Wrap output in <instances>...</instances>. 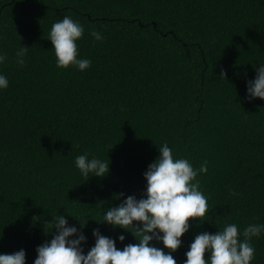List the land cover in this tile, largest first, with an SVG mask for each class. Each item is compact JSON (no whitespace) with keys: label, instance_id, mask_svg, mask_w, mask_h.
<instances>
[{"label":"trees","instance_id":"trees-1","mask_svg":"<svg viewBox=\"0 0 264 264\" xmlns=\"http://www.w3.org/2000/svg\"><path fill=\"white\" fill-rule=\"evenodd\" d=\"M65 16L84 28V71L57 67L48 38ZM0 55V254L23 249L34 264L58 215L85 235L84 254L94 229L120 250L138 243L97 221L128 195L146 198L144 173L165 143L208 169L197 179L209 211L189 221L177 264L197 234L236 224L243 241L245 227L264 225V100L246 99L264 66V0H0ZM84 154L109 173L85 181L75 165ZM251 243V264H264V232Z\"/></svg>","mask_w":264,"mask_h":264},{"label":"clouds","instance_id":"clouds-1","mask_svg":"<svg viewBox=\"0 0 264 264\" xmlns=\"http://www.w3.org/2000/svg\"><path fill=\"white\" fill-rule=\"evenodd\" d=\"M83 35L84 28L67 16L52 25L48 39L54 48L57 67L75 66L84 71L91 66L90 60L78 58L76 42ZM91 35L95 40L103 39L99 32L92 31ZM27 51L28 47L24 46L16 52V62L21 67L25 65ZM5 60L6 56L0 55V63ZM256 73L255 79L248 81L246 99L249 101L264 100V66L258 67ZM221 76L225 77L223 71ZM7 87L8 79L0 75V89ZM158 149L159 156L144 173L146 198L128 195L118 206L110 207L102 221H97L130 231L138 243H129L120 250L114 239L94 229L95 245L84 254L81 243L86 241L85 235L77 227L69 226L63 215H58L45 222V231L55 232L50 242L37 247L34 264H177L171 253L181 246V238L190 228L189 221L203 223L209 211L197 179L200 173H207V162L197 170L187 159H175L166 143ZM75 165L85 181L90 175L104 177L109 173V162L95 157L88 159L87 154L77 156ZM231 194L237 195L235 191ZM85 224H81V228ZM262 232L264 225L249 224L243 230L241 241L237 225L228 224L215 234L206 231L197 234L185 253L184 264H251L255 257L251 241ZM154 239L162 241L169 251L150 246ZM119 240L123 242L125 236L120 235ZM0 264H26V253L21 249L12 254H0Z\"/></svg>","mask_w":264,"mask_h":264}]
</instances>
